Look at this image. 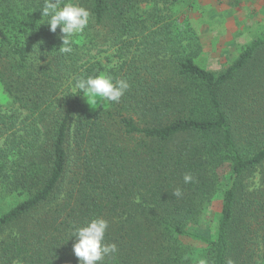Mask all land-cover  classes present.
Here are the masks:
<instances>
[{"label":"trees","instance_id":"obj_1","mask_svg":"<svg viewBox=\"0 0 264 264\" xmlns=\"http://www.w3.org/2000/svg\"><path fill=\"white\" fill-rule=\"evenodd\" d=\"M74 2L90 22L62 54L43 0H0V264H79L97 217L103 264H264V29L215 73L160 0ZM101 73L130 88L91 107L73 84Z\"/></svg>","mask_w":264,"mask_h":264},{"label":"rangeland","instance_id":"obj_2","mask_svg":"<svg viewBox=\"0 0 264 264\" xmlns=\"http://www.w3.org/2000/svg\"><path fill=\"white\" fill-rule=\"evenodd\" d=\"M160 1L171 12L172 22L168 27L171 33L190 29L192 41L185 40L183 44L189 43L185 46L199 66L215 73L223 71L242 47L264 29V0ZM106 57L112 64L115 62L112 51L97 58L107 66L112 65H108ZM85 102L91 107L99 104ZM7 105V99L0 90V106Z\"/></svg>","mask_w":264,"mask_h":264},{"label":"clouds","instance_id":"obj_3","mask_svg":"<svg viewBox=\"0 0 264 264\" xmlns=\"http://www.w3.org/2000/svg\"><path fill=\"white\" fill-rule=\"evenodd\" d=\"M42 17L44 23L55 33L60 27L62 45L59 52L70 54L76 37L84 33L90 22V11L74 0H43ZM130 88L126 79H114L108 74L78 77L75 79L73 89L78 90L86 98L87 102L96 104L100 101L118 103L125 92ZM194 177L191 173H185L183 181L191 183ZM176 197L183 195L181 189L176 188L173 192ZM109 222L97 217L88 221L84 226H77L73 232L76 242L73 244V252L78 258L79 264H103L105 257L114 256L118 252L115 243H106L105 234ZM199 264H206L204 259Z\"/></svg>","mask_w":264,"mask_h":264}]
</instances>
